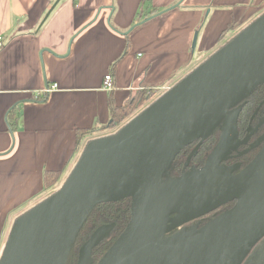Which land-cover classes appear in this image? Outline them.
<instances>
[{
	"label": "water",
	"instance_id": "1",
	"mask_svg": "<svg viewBox=\"0 0 264 264\" xmlns=\"http://www.w3.org/2000/svg\"><path fill=\"white\" fill-rule=\"evenodd\" d=\"M262 85L264 13L114 134L89 141L63 185L16 219L0 264H68L94 209L125 200H131L130 220L97 264H244L264 237V146L197 217L235 205L196 231L167 238L162 226L178 203L191 202L188 194L215 176L221 143L203 168L161 180L183 150L199 142L190 161L221 119ZM240 110L225 133L236 128ZM112 228L87 240L77 264H92V251Z\"/></svg>",
	"mask_w": 264,
	"mask_h": 264
},
{
	"label": "crops",
	"instance_id": "2",
	"mask_svg": "<svg viewBox=\"0 0 264 264\" xmlns=\"http://www.w3.org/2000/svg\"><path fill=\"white\" fill-rule=\"evenodd\" d=\"M145 1L0 0V257L16 219L47 198L46 172L63 183L79 161L91 136L78 147L77 131L109 122L110 98L148 89L155 101L264 13V0H149L159 14L137 21Z\"/></svg>",
	"mask_w": 264,
	"mask_h": 264
},
{
	"label": "flooded vegetation",
	"instance_id": "3",
	"mask_svg": "<svg viewBox=\"0 0 264 264\" xmlns=\"http://www.w3.org/2000/svg\"><path fill=\"white\" fill-rule=\"evenodd\" d=\"M254 92L256 93L254 96L245 99L240 105L221 119L207 135L190 161L189 157L197 148L199 142H195L183 150L163 176L161 180L162 183L179 178L183 174V171L188 172L192 169L197 170L203 168L206 165L209 155L221 143L218 161L212 170L213 176H215L212 177L209 183L203 188L196 189L188 194L192 203L183 201L176 205L173 213L166 218L162 226V229L165 231V237L170 238L183 231L190 232L199 230L208 222L230 210L235 205V202H232L213 212L197 217L201 212V205L216 193L212 184L216 179L217 173L224 179L222 185L224 186L230 178L240 174L253 161L264 146V85L258 87ZM240 108L241 110L236 120V128L233 131L225 133L226 128L233 120L234 112ZM206 143L210 151L205 152L206 155L204 158V156L201 157L200 154L202 147H204ZM187 162L188 165L186 166ZM203 190H208L206 197L201 195ZM129 203L131 204V200H129ZM180 206L185 209L184 212H181ZM263 246L264 237L249 253L244 264H253L255 260H257L259 264H264V253L261 252Z\"/></svg>",
	"mask_w": 264,
	"mask_h": 264
},
{
	"label": "trees",
	"instance_id": "4",
	"mask_svg": "<svg viewBox=\"0 0 264 264\" xmlns=\"http://www.w3.org/2000/svg\"><path fill=\"white\" fill-rule=\"evenodd\" d=\"M147 2L149 0H146ZM159 14L157 8H153L152 11L147 14L145 17H150L153 15ZM139 24V23H138ZM226 33V32H225ZM224 34V33H223ZM224 36V35H223ZM129 38L127 36V47L129 46ZM127 51V50H126ZM125 51V53H126ZM118 61L113 63L111 71L115 70ZM256 93H252L250 96H254ZM155 93L153 90L144 89L140 91L132 101L126 103L123 106H117L114 103V100L110 98V120L106 125L99 127L94 131L90 130H80L77 131V145L81 146L83 140L88 136H93L97 133H103L106 131H111L119 128L123 122H125L129 117H131L136 111L143 107L147 102H149ZM249 96V97H250ZM248 97V98H249ZM46 98L39 100L40 102L45 101ZM14 111L11 112L9 116V125L11 129H15L16 120H12L14 117ZM207 143L202 147L200 156H204L209 152ZM61 182V173L55 171H47L44 178V188L46 192L52 191L55 189ZM130 203L129 200H125L119 203H108L101 204L97 206L92 212L91 216L88 219V222L83 226L81 232L75 240L68 264H77L80 250L83 245L86 243L88 238L93 235L97 230L104 227H113L108 236L97 246L91 253L92 264H97L102 257L107 253V251L112 247L114 242L119 238V236L125 230L129 220H130ZM95 231V232H94Z\"/></svg>",
	"mask_w": 264,
	"mask_h": 264
},
{
	"label": "rangeland",
	"instance_id": "5",
	"mask_svg": "<svg viewBox=\"0 0 264 264\" xmlns=\"http://www.w3.org/2000/svg\"><path fill=\"white\" fill-rule=\"evenodd\" d=\"M151 10H152V8L149 6V4H148V2L147 1H145L144 3H142V5H141V7L139 8V10H138V16H137V21L138 20H141L142 19V21H144V20H146L145 18V16L147 15V13H149V12H151ZM141 21H139V22H135V24H133L132 26H131V28L126 32V33H129V32H132L134 29H136L137 27V25H138V23H140ZM114 27H116L114 24H112ZM113 27V28H114ZM139 27V26H138ZM217 52V51H216ZM212 56V55H211ZM156 98V97H155ZM154 98V99H155ZM153 102V100L152 101H150V102H148L146 105H144V107L142 108V109H140L137 113L139 114L143 109H145L147 106H149L151 103ZM136 113V114H137ZM136 114H133L131 117H129L128 118V120H126L125 122H123L122 123V125L119 127V128H117V129H114V130H111V131H106V132H103V133H100V134H97V135H94V136H91L89 139H88V142L89 141H91V140H93V139H97V138H100V137H104V136H108V135H111V134H114L116 131H118L123 125H125V123H127L128 121H129V119H131L132 117H134ZM224 180V179H223ZM63 182V181H62ZM64 183V182H63ZM63 183H60L55 189H53L52 191H49L48 192V194L46 195L47 197H49L50 195H52L54 192H56L62 185H63ZM181 207V206H180ZM180 210H181V212H184V208L183 207H181L180 208Z\"/></svg>",
	"mask_w": 264,
	"mask_h": 264
},
{
	"label": "built area",
	"instance_id": "6",
	"mask_svg": "<svg viewBox=\"0 0 264 264\" xmlns=\"http://www.w3.org/2000/svg\"><path fill=\"white\" fill-rule=\"evenodd\" d=\"M4 45V39L2 36H0V49L3 47ZM115 88H114V85H113V79H112V76L111 75H106L105 76V81H104V90L105 91H113ZM58 90V85L55 84L53 85L52 87H49L47 89H45L44 91V94L45 95H49L51 93H53L54 91Z\"/></svg>",
	"mask_w": 264,
	"mask_h": 264
},
{
	"label": "bare ground",
	"instance_id": "7",
	"mask_svg": "<svg viewBox=\"0 0 264 264\" xmlns=\"http://www.w3.org/2000/svg\"><path fill=\"white\" fill-rule=\"evenodd\" d=\"M223 183H224V180H223V178H222V176L220 175V174H218L217 173V175H216V179L214 180V182H213V189L215 190V191H217L222 185H223ZM208 190H203L202 191V193H201V195L203 196V197H206V195H207V192Z\"/></svg>",
	"mask_w": 264,
	"mask_h": 264
}]
</instances>
